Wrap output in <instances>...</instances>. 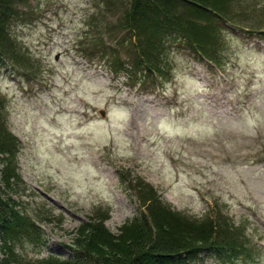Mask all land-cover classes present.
I'll list each match as a JSON object with an SVG mask.
<instances>
[{"label":"rangeland","instance_id":"obj_1","mask_svg":"<svg viewBox=\"0 0 264 264\" xmlns=\"http://www.w3.org/2000/svg\"><path fill=\"white\" fill-rule=\"evenodd\" d=\"M129 1L107 0L103 11L113 21L104 39L128 68L131 40L114 20ZM253 1L262 8L241 16L247 23H224L221 68L172 42L168 76L156 81L82 52L100 11L93 0L18 5L10 34L34 62L0 63V97L19 141L13 196L45 242H18L20 263L11 264L70 255L81 224L104 214L119 233L143 208L128 185L137 177L177 211L210 212L219 225L224 216L254 255L227 263L205 254L194 264H264V0Z\"/></svg>","mask_w":264,"mask_h":264},{"label":"trees","instance_id":"obj_2","mask_svg":"<svg viewBox=\"0 0 264 264\" xmlns=\"http://www.w3.org/2000/svg\"><path fill=\"white\" fill-rule=\"evenodd\" d=\"M22 1L0 0V63L21 59V69L26 70L29 65L25 63L34 61L21 51L10 34V25L18 19ZM93 4L100 11L91 18L95 25L91 28L93 35L82 52L93 55H89L93 62H107L115 71L127 70L133 78L141 75L153 81L168 76L167 53L172 42L184 43L187 50L221 68L224 23L242 25L247 21L241 16L250 15L257 5L262 8L260 2L253 0H130L128 5L121 4L114 22L119 26L118 32L127 29L126 36L131 40L133 52L128 68L127 61L121 60L117 50L104 39V34L112 30L107 25L113 24L103 14L107 0H93ZM260 34L264 35V30ZM126 36L122 41H127ZM18 143L6 123V103L0 97V250L8 254V258H0V264L20 263L14 250L24 239L36 245L45 242L37 223L19 209L13 196L20 183L16 171ZM128 185L135 189L143 207L140 214L124 223L119 233L105 225L107 214L100 219L91 218L79 227L69 246L70 255L49 254L50 258L42 260V264H194L205 254L227 263L254 258L249 243L238 234L239 228L224 216V223L219 225L211 219L210 212L191 216L177 211L139 177L129 180ZM221 227L226 228V234L218 236Z\"/></svg>","mask_w":264,"mask_h":264},{"label":"water","instance_id":"obj_3","mask_svg":"<svg viewBox=\"0 0 264 264\" xmlns=\"http://www.w3.org/2000/svg\"><path fill=\"white\" fill-rule=\"evenodd\" d=\"M98 112L100 113L101 117H105L106 116V110L105 109L99 108Z\"/></svg>","mask_w":264,"mask_h":264}]
</instances>
